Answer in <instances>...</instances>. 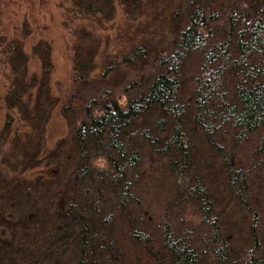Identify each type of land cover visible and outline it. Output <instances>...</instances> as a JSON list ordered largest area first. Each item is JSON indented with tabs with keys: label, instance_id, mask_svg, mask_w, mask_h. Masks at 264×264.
<instances>
[{
	"label": "trees",
	"instance_id": "16d2710c",
	"mask_svg": "<svg viewBox=\"0 0 264 264\" xmlns=\"http://www.w3.org/2000/svg\"><path fill=\"white\" fill-rule=\"evenodd\" d=\"M179 2L187 13L161 49L136 45L91 78L43 186L12 178L0 147L10 264H264V0ZM23 90L11 87L10 106L35 100ZM30 230L39 237L19 238Z\"/></svg>",
	"mask_w": 264,
	"mask_h": 264
},
{
	"label": "rangeland",
	"instance_id": "374dc122",
	"mask_svg": "<svg viewBox=\"0 0 264 264\" xmlns=\"http://www.w3.org/2000/svg\"><path fill=\"white\" fill-rule=\"evenodd\" d=\"M179 1L0 0V147L5 149L3 169L12 178L45 184L42 171L62 158V144L73 122L85 118L79 101L96 80L91 78L111 64L113 57L126 54L136 45L161 49L187 13V7ZM175 12H180L179 19L174 18ZM93 65L97 70L91 72ZM155 65V61L148 60L144 66L147 74L156 71ZM126 68V80L133 78L134 71ZM88 74L89 79H82ZM11 87L17 92L27 90L35 100L10 106ZM39 89L50 94L48 107L40 108ZM120 89L118 86L115 91L125 107L129 97ZM93 113L96 116V111ZM11 121L7 124L9 130L4 129ZM26 126L30 138L16 136L15 130L23 133ZM9 136L15 140L11 150L7 145ZM203 155L197 157L196 170L205 175L211 167L205 164ZM28 218L19 223L26 227L34 218L37 220ZM5 224L0 214V227ZM22 233L19 238L24 241H31L29 236L39 237L31 230ZM23 247L22 256L32 257V250ZM0 260L1 264L12 263L10 258H3L1 247Z\"/></svg>",
	"mask_w": 264,
	"mask_h": 264
}]
</instances>
